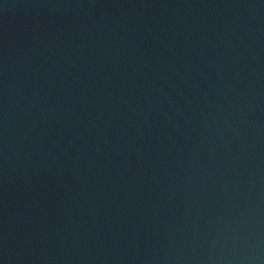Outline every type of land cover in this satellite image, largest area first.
I'll list each match as a JSON object with an SVG mask.
<instances>
[{
	"label": "water",
	"instance_id": "obj_1",
	"mask_svg": "<svg viewBox=\"0 0 264 264\" xmlns=\"http://www.w3.org/2000/svg\"><path fill=\"white\" fill-rule=\"evenodd\" d=\"M0 264H264V0H0Z\"/></svg>",
	"mask_w": 264,
	"mask_h": 264
}]
</instances>
